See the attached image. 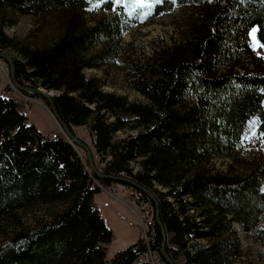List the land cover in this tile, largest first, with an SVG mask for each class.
I'll list each match as a JSON object with an SVG mask.
<instances>
[{
  "label": "trees",
  "instance_id": "trees-1",
  "mask_svg": "<svg viewBox=\"0 0 264 264\" xmlns=\"http://www.w3.org/2000/svg\"><path fill=\"white\" fill-rule=\"evenodd\" d=\"M6 9L31 16L62 11L59 34L44 46L9 37L0 21V48L17 54L11 63L19 87L56 91L50 100L59 122L70 132L86 128L99 172L87 168L85 154L73 144L27 123L1 91L0 264H147L141 260L147 249L168 264L161 247L175 264H230L241 254L238 238L226 236L233 222L264 245V164L244 177L204 169L213 157L233 156L261 142L257 137L241 145L247 122L264 121V59L242 73L234 67L255 56L247 35L252 27L264 43V0H178L175 7L165 0L157 6L148 19L181 9L192 18L180 40L170 46L161 42L147 58H132L122 69L127 85L144 101L104 91L98 77L83 72L117 59L120 37L140 23L128 19L125 9L113 11L104 0H0V15ZM93 10L100 14L87 25L84 16ZM96 45L98 51L86 56ZM127 128L135 133L114 139ZM114 184L130 189L150 216L144 237L107 259L111 230L92 197ZM54 204L57 211L31 226L17 214ZM194 237L211 242L188 252Z\"/></svg>",
  "mask_w": 264,
  "mask_h": 264
},
{
  "label": "rangeland",
  "instance_id": "rangeland-1",
  "mask_svg": "<svg viewBox=\"0 0 264 264\" xmlns=\"http://www.w3.org/2000/svg\"><path fill=\"white\" fill-rule=\"evenodd\" d=\"M61 12V10H47L31 16L21 15L6 9L4 10V14L0 15V21L3 22V30L9 37L30 46H44L53 42L59 34L61 25L65 20ZM99 14V10H93L92 13L86 14L84 16L86 24L91 25ZM187 18L189 20L192 18L189 10L181 9L173 14L158 15L145 20L143 23L132 25L128 31L122 34L120 41L117 43V59L113 63H108L100 68H87L83 71L84 75L86 77H98L102 82V89L104 91L123 95L128 101H144V98L139 93L127 85L123 77L122 69L127 67L129 60L132 58L134 60L147 58L151 53L152 47L159 43L162 42L164 45L170 46L180 40L181 32L187 27ZM99 48L100 45L91 47L85 52V55L91 56ZM0 54L7 56L10 60L17 58V54L11 48H0ZM262 57H264V48H258L255 51L254 58L240 62L234 67V70L242 73L245 69H251L254 62L264 59ZM6 73H8V62H4L0 58V92L4 91L9 94L13 100L14 97L18 96V93L25 92L19 90L10 81ZM16 84L18 83L16 82ZM6 85L7 87H5ZM10 85L14 90H12ZM36 89L47 96H52L56 93V91H48L42 87H36ZM28 94L39 98L42 106L31 102L28 107L26 122L34 125L41 134L51 137V134L55 133L56 137H62L68 141L61 126L53 117L46 99L38 94L29 92ZM54 129L55 131L51 133ZM72 131L74 136L87 145L91 152L93 166L97 168L96 158L93 155L90 146L91 141L86 132V128L76 127ZM134 133V129L127 128L122 131H117L114 134V139ZM70 143L72 144V142ZM253 144L250 147H243L235 152L233 156L211 158L204 165V169L207 171H220L222 174L225 173L228 176H246L256 165L264 164V144H261V142H254ZM77 148L75 147V150ZM80 151L85 154L82 149ZM136 164V160L131 162L134 170L138 168ZM87 168L89 169L88 164ZM156 187L164 191L160 186ZM128 190L126 187L114 184L101 187L99 192L95 193L92 197L99 213L111 230V239L105 244V257L107 259L118 249L144 237L147 229L146 222L150 216V208L144 204H136L132 196L128 195ZM58 209V204L30 206L17 211V214L23 225L31 226L34 220L47 218L52 211H57ZM194 219L198 221L201 220V217L195 216ZM197 224L199 223L197 222ZM201 229H206V227H202ZM226 236L237 237L240 243L241 254L230 264H264V245L259 242L254 232H248L239 223L233 222L230 223V228ZM187 239L185 238V241ZM210 242L211 239L206 237L191 238L189 241L191 247H187V250L189 252L190 250L194 251L196 249L206 248ZM1 243H4L2 234H0ZM182 259L180 256L178 262H181ZM173 264L175 263L173 262Z\"/></svg>",
  "mask_w": 264,
  "mask_h": 264
},
{
  "label": "snow or ice",
  "instance_id": "snow-or-ice-1",
  "mask_svg": "<svg viewBox=\"0 0 264 264\" xmlns=\"http://www.w3.org/2000/svg\"><path fill=\"white\" fill-rule=\"evenodd\" d=\"M105 3H111L113 5V11H117L121 8L126 10L128 19L138 20L143 23L155 12L157 6H162L165 0H104ZM171 5L175 7L178 0H169ZM131 6V10L127 11L128 7ZM160 15H164V12H160ZM258 29L252 27L247 35L249 47L256 51L258 48H264V43H261L257 36ZM259 55V53H257ZM264 58V57H262ZM264 121L258 122L257 120H250L247 122L246 128L241 136V145L244 141H252L254 138L259 137L261 144H264V131H260V124ZM264 192V188L261 189Z\"/></svg>",
  "mask_w": 264,
  "mask_h": 264
},
{
  "label": "water",
  "instance_id": "water-1",
  "mask_svg": "<svg viewBox=\"0 0 264 264\" xmlns=\"http://www.w3.org/2000/svg\"><path fill=\"white\" fill-rule=\"evenodd\" d=\"M0 58L3 59V61H6L8 62V77L10 79V81L14 84L15 81H14V77H13V69H12V64L9 60V58L3 54H0ZM33 92H36L38 94H40L41 96H43L45 99H46V102L50 108V111L53 115V117L59 121L54 109H53V105L51 103V100H50V97L51 96H47L45 94H42L41 92H39L37 89H32ZM61 123V122H60ZM61 126L64 130V132L66 133L67 137L72 141V144L74 146H77L79 148H81L84 152H85V156H86V161H87V164H88V167L89 169L92 171V172H95L96 174H98V170L96 169V167L93 166V162H92V159H91V152L89 151V148L87 147L86 144L83 143V141H81L79 138H77L76 136H74L70 131L67 130V128L61 123ZM118 181H125L131 185H136L134 184L132 181L128 180V179H125V178H122V177H119V178H116ZM142 190H144L143 188H141ZM148 196L153 200L155 201L153 195L150 193V192H147ZM164 238V237H163ZM162 244H163V241H162ZM160 252L162 254V256L164 257V259L167 261L168 264H173V262L171 261V259L165 254V252L163 251L162 247L160 249Z\"/></svg>",
  "mask_w": 264,
  "mask_h": 264
},
{
  "label": "built area",
  "instance_id": "built-area-1",
  "mask_svg": "<svg viewBox=\"0 0 264 264\" xmlns=\"http://www.w3.org/2000/svg\"><path fill=\"white\" fill-rule=\"evenodd\" d=\"M10 87L12 88V90H14V88L11 85ZM13 102L21 104L22 108L26 110V112L31 102H34L42 106V102L39 98H35L29 95L28 93H18V96L13 98ZM51 137H55V133H52ZM128 195H132V192L130 189L128 190ZM141 260H143L147 264H160L158 259L154 256L153 252L149 249L141 253Z\"/></svg>",
  "mask_w": 264,
  "mask_h": 264
},
{
  "label": "bare ground",
  "instance_id": "bare-ground-1",
  "mask_svg": "<svg viewBox=\"0 0 264 264\" xmlns=\"http://www.w3.org/2000/svg\"><path fill=\"white\" fill-rule=\"evenodd\" d=\"M10 60V59H9ZM4 62H6V61H4ZM10 62H11V60H10ZM12 64V63H11ZM14 81H15V79H14ZM14 85H16L17 86V88L19 89V90H21V91H23V92H29V93H33V94H38V93H36V92H33L32 91V89H26V88H23V87H19L18 86V84H16V81H15V83H14ZM11 93V92H10ZM38 95H40V94H38ZM43 97V96H42ZM44 98V97H43ZM45 99V98H44ZM15 103V102H14ZM17 104V106H18V111L22 114V115H24V116H26L27 115V112H25L26 110H24L23 108H22V106H21V104H19V103H16ZM28 111V110H27ZM27 117V116H26ZM58 123H59V125L61 126V123L58 121V120H56ZM61 128H62V126H61ZM62 130H63V128H62ZM64 131V130H63ZM69 131V130H68ZM65 133V132H64ZM73 135H74V133H73V131L71 132ZM65 135H66V133H65ZM67 136V135H66ZM56 137V136H55ZM55 137H52V138H55ZM68 138V137H67ZM68 142L70 143V142H72L69 138H68ZM74 147H77V146H74ZM79 148V147H78ZM81 149V148H80ZM99 172V171H98Z\"/></svg>",
  "mask_w": 264,
  "mask_h": 264
},
{
  "label": "crops",
  "instance_id": "crops-1",
  "mask_svg": "<svg viewBox=\"0 0 264 264\" xmlns=\"http://www.w3.org/2000/svg\"><path fill=\"white\" fill-rule=\"evenodd\" d=\"M53 131H55V129H54V130H52V131H51V133H52ZM117 187H120V186H117Z\"/></svg>",
  "mask_w": 264,
  "mask_h": 264
}]
</instances>
